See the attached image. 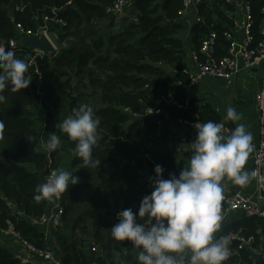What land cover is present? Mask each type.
I'll list each match as a JSON object with an SVG mask.
<instances>
[{
  "label": "trees",
  "instance_id": "obj_1",
  "mask_svg": "<svg viewBox=\"0 0 264 264\" xmlns=\"http://www.w3.org/2000/svg\"><path fill=\"white\" fill-rule=\"evenodd\" d=\"M114 0H0V45L14 51L28 64L26 75L30 85L19 92L5 89L6 100L0 103V229L11 223L21 236L38 247H48L44 232L33 222L46 212L48 201L36 203V188L52 169L66 170L80 179L62 196L64 219L73 215L87 199L78 215L72 235L57 238L56 253L63 264H137L131 242L115 241L111 227L118 222L116 212L131 208L138 211L140 201L152 191L150 177L154 167H163V178L179 174L191 155L188 132L174 139L167 117L212 120L227 124L214 109L207 117L199 112L192 117L183 109L165 102L173 97L186 105L188 94L181 83L188 78L183 71V40L176 34L182 30L183 0H134L137 19L128 26L110 32L106 38L103 23L114 14L108 7ZM220 0H200L198 15L204 20L194 27L197 50L211 31L217 33L215 55L228 54L232 20L218 5ZM254 19L255 38L263 20L264 0H248ZM229 9L233 5L225 1ZM20 5L21 9H16ZM224 22L217 24L214 17ZM45 16L62 19L49 21V32L58 39L69 40L56 53H39L18 43V24L36 30ZM113 25V20L109 21ZM54 30V31H53ZM72 39V40H71ZM90 104L99 119V143L93 156L99 167L81 168L75 155V142L60 134L54 126L70 115L73 107ZM161 110L158 117L148 108ZM37 109V115L33 111ZM61 135V146L48 152L42 141L49 132ZM262 219V218H261ZM264 227V220H262ZM258 223L237 224L230 230H241L259 242ZM96 246L95 250L92 247ZM252 264L251 251L240 249L233 259ZM0 264H21L15 253L0 247ZM257 264H261L258 262Z\"/></svg>",
  "mask_w": 264,
  "mask_h": 264
},
{
  "label": "clouds",
  "instance_id": "obj_2",
  "mask_svg": "<svg viewBox=\"0 0 264 264\" xmlns=\"http://www.w3.org/2000/svg\"><path fill=\"white\" fill-rule=\"evenodd\" d=\"M28 67L25 59L0 45V103L6 100L2 94L5 89L19 92L30 85ZM224 120L240 121L241 115L228 106ZM99 123L93 107L81 103L54 126L75 142L81 168H97L101 163L93 156L99 143ZM3 127L0 121V129ZM195 128L196 138L189 144L191 155L179 174L169 173L168 178H163V167L155 165V175L149 178L152 191L142 198L138 211H118V222L109 230L115 241L131 242L137 264H224L230 257L229 240L217 235L223 219L222 181L228 178L234 185L249 182L251 174L244 165L253 149L252 134L242 122L236 123L230 134L223 121L209 120ZM60 134L49 132L42 146L48 152L57 150L61 146ZM74 173L52 170L36 188L34 201L59 200L69 186L79 182Z\"/></svg>",
  "mask_w": 264,
  "mask_h": 264
},
{
  "label": "built area",
  "instance_id": "obj_3",
  "mask_svg": "<svg viewBox=\"0 0 264 264\" xmlns=\"http://www.w3.org/2000/svg\"><path fill=\"white\" fill-rule=\"evenodd\" d=\"M132 1L133 0H114L113 3L108 7V11L114 14L122 13ZM199 2L200 0H183V8L179 11V13L181 16H186L192 12L198 11L197 8ZM16 9H21V6H16ZM244 9L245 15L242 39H236L231 31L225 32L226 38L230 40L228 54L216 56L215 46L217 33L215 31L209 32V34L206 35L202 40L199 49L193 52V68L183 69V71L188 74V78L187 80L183 81L181 85L185 92L190 96L193 93L195 86L202 79L207 77L230 79L236 73H238L240 69L248 71L257 68L260 73L259 87L255 93V106L258 112L260 138L255 147L251 169V176L255 181L257 192L255 195H251L244 192L243 189L233 191L227 186L226 183L222 182L224 185L223 200L221 202V212L223 219L221 221V229L217 233V235L225 236L229 240V247L233 243L237 242L239 243V249L243 247L251 249L255 241L254 236H246L241 230H222L224 221L231 211H242L246 216L264 219V207L262 206V202L264 201V5L261 7L263 20L259 29L261 33V38L259 39L255 38V34L253 32L254 19L252 16V8L248 1L245 3ZM53 20L57 22H63L62 19L45 16L44 24L40 25L36 30L25 28L21 23H19V38H12L9 42L10 46L16 47L18 43H21L20 39L22 36H40L42 33L47 35L54 43L48 30V23L49 21ZM36 51L43 53L39 50ZM239 57L242 59L241 67L238 66ZM161 100H164L170 105H174L178 109L183 108V105L176 101L173 97H164ZM148 112L153 117H158L161 113V110L157 107H151L148 108ZM180 121L185 126L186 132L190 134L191 138H196V125L205 123L198 119H180ZM224 125L226 133L230 134L233 128L229 124L224 123ZM52 170L46 173L43 183L47 180V177L50 175ZM62 196L63 194L59 200H54L55 204L50 212H45L40 217L34 218L33 222L38 226H60L65 215ZM120 210L122 209H119L118 211ZM117 212L116 218L119 219L117 217ZM6 230L14 235L22 245V250L16 252L15 254L21 264H38V259L53 264H63L56 253L55 247H38L37 245L23 238L21 234L14 229L11 223ZM95 249L96 247L92 248V250ZM261 256L262 259H264V252L261 253ZM93 264H97V262H94Z\"/></svg>",
  "mask_w": 264,
  "mask_h": 264
},
{
  "label": "crops",
  "instance_id": "obj_4",
  "mask_svg": "<svg viewBox=\"0 0 264 264\" xmlns=\"http://www.w3.org/2000/svg\"><path fill=\"white\" fill-rule=\"evenodd\" d=\"M133 1L131 3L133 4V7H135ZM225 1L231 2L233 8L229 9L226 6ZM247 1L248 0H220V2H218V5L224 14L231 18L232 23L230 31L238 40L242 39L243 37V23L245 15L244 6ZM120 14L121 13L118 15ZM180 19L182 20L183 28L176 35L180 37L184 43V54L181 65H183L184 68L192 69L194 66L193 52L197 50L194 27L199 23H203L204 20L199 17L197 11L186 16H182ZM214 21L215 23L213 24L224 22L223 19L216 15L214 17ZM238 66H242V59L240 57L238 59ZM259 80L260 73L257 68L248 71L240 69V71L230 79L211 77L204 78L195 86L193 93L190 96L188 95V101L186 105H183L182 108L183 111L188 112L194 118L198 117L199 112L204 113L208 117L209 111L214 109V111L224 119L226 116V108L228 106L234 107L241 115V120L235 122L226 120L227 124L234 128L236 123H244L246 129L251 132L253 138V149L249 153L247 161L244 165V170L248 171L250 174L255 147L260 138L258 112L255 106V93L259 87ZM166 119L167 123L172 127L174 134V139L166 146L169 148L177 144V138L179 140V137L185 134L186 129L183 123H181L180 119L170 116ZM222 182L226 183L227 186L233 191L243 189L244 192L251 195H255L257 192L255 181L251 175L249 182L245 185H234L228 178H225ZM54 204L55 201L48 202L46 212H50L54 207ZM86 204L87 199L82 201V205L79 207V209L74 212L73 215H70L64 219L62 224L58 227H52L50 225L39 226L45 234L48 247H57V238L60 235H72L75 221L78 215L83 211V206ZM262 206L264 207V201L262 202ZM262 220L264 219L246 216L242 211H231L222 226V230L226 231V229H230L237 224L245 225L249 221H255L258 223V228L256 230L257 233L260 234L259 242L255 243V245H252V248L249 249L251 251V257L253 258L252 264H257L258 262L264 264V259H262L261 256V253L264 252V227L262 225ZM0 247L15 254L16 252L22 250V245L18 239L9 231L4 229H0ZM230 250V257L224 262V264H248L242 259H233V257L238 255L240 251L239 243H233L230 246ZM37 261L38 264H53L41 259H38ZM115 261L116 263L122 264L120 263V259L118 257Z\"/></svg>",
  "mask_w": 264,
  "mask_h": 264
},
{
  "label": "rangeland",
  "instance_id": "obj_5",
  "mask_svg": "<svg viewBox=\"0 0 264 264\" xmlns=\"http://www.w3.org/2000/svg\"><path fill=\"white\" fill-rule=\"evenodd\" d=\"M136 16H137V9H136V7H133V4L131 3L128 7H126V9H124L123 13H121L120 15H116L113 18L111 17L109 20L104 22L103 26L105 27V30H106V38H107V36H109L110 32L119 31V30L125 28L126 26H128L132 21H135L137 19ZM110 20H113L112 26L109 23ZM55 31L57 32V31H59V29L55 30ZM56 32L50 33V36H51L52 40L54 41V43L57 47V50H58L61 46H67L69 44L70 39L66 40V41L63 39H58ZM33 111L35 112V114L38 112L37 109H35V108ZM63 162L65 163V165L61 166L60 169L66 170L68 160H65ZM53 247H55V246H53Z\"/></svg>",
  "mask_w": 264,
  "mask_h": 264
},
{
  "label": "water",
  "instance_id": "obj_6",
  "mask_svg": "<svg viewBox=\"0 0 264 264\" xmlns=\"http://www.w3.org/2000/svg\"><path fill=\"white\" fill-rule=\"evenodd\" d=\"M20 42L24 47L39 50L43 53L54 54L57 51V47L44 33H42L40 36H22Z\"/></svg>",
  "mask_w": 264,
  "mask_h": 264
}]
</instances>
